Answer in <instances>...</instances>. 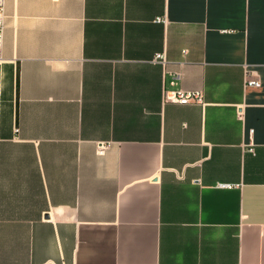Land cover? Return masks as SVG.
Returning a JSON list of instances; mask_svg holds the SVG:
<instances>
[{"label": "crops", "instance_id": "crops-1", "mask_svg": "<svg viewBox=\"0 0 264 264\" xmlns=\"http://www.w3.org/2000/svg\"><path fill=\"white\" fill-rule=\"evenodd\" d=\"M5 7L0 264H264V0Z\"/></svg>", "mask_w": 264, "mask_h": 264}, {"label": "built area", "instance_id": "built-area-1", "mask_svg": "<svg viewBox=\"0 0 264 264\" xmlns=\"http://www.w3.org/2000/svg\"><path fill=\"white\" fill-rule=\"evenodd\" d=\"M5 24H6V7L5 0H0V63L4 61L3 55V46H4V38H5ZM160 58L164 57L162 55ZM247 83L252 85H258V81L247 79ZM164 98L167 101L187 104V103H204V94L202 90H185V89H165L164 90ZM106 144L99 143L98 151L99 153H103L106 149ZM230 186L229 184H222V186Z\"/></svg>", "mask_w": 264, "mask_h": 264}]
</instances>
